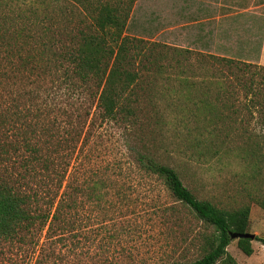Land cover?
Here are the masks:
<instances>
[{"label": "rangeland", "instance_id": "obj_1", "mask_svg": "<svg viewBox=\"0 0 264 264\" xmlns=\"http://www.w3.org/2000/svg\"><path fill=\"white\" fill-rule=\"evenodd\" d=\"M117 2L130 7L125 35L161 45L156 52L164 57V73L156 78L142 75L148 77L138 91L136 122L101 123L97 114L87 119L85 143H78L77 151L81 170L87 178H110L114 206H82L81 248L73 255L65 246L49 247L51 254L40 264H169L194 256L198 224L171 206L159 181L138 170L135 150L175 168L197 199L227 210L249 205L247 233L264 237V210L257 203L264 198V72L256 77L253 93L242 86L232 89L222 80L220 87L208 86L214 81L212 69L197 53L244 58L264 67V0H51V29L86 28L96 7L114 8ZM175 47L194 53L186 60L176 55ZM179 68L186 70L183 75L194 88H181ZM204 101L207 107L215 103L218 119L209 120ZM184 107L192 114L187 116ZM105 225L114 227L113 243L99 249L102 245L90 243L88 233L96 226L102 242L108 236ZM255 238L250 256L237 248L236 240L228 245L237 264H264V245ZM38 254L37 249L28 256L27 264H35ZM26 260L16 256L15 248L0 245V264Z\"/></svg>", "mask_w": 264, "mask_h": 264}, {"label": "trees", "instance_id": "obj_2", "mask_svg": "<svg viewBox=\"0 0 264 264\" xmlns=\"http://www.w3.org/2000/svg\"><path fill=\"white\" fill-rule=\"evenodd\" d=\"M50 1L0 0V245L24 255V264L37 249L35 264H40L51 254L47 248L55 245L75 255L83 239L82 206H114L110 178H87L81 170L78 143H85L84 125L93 114L101 123L136 122L143 79L156 78L165 69L163 55L156 52L159 43L125 35L130 7L122 2L114 8L96 7L86 28L56 32L47 15ZM173 51L186 60L194 53L177 47ZM197 53L212 69L214 81L208 86L220 87L222 80L232 89L242 86L253 93L256 77L264 72L248 59ZM185 71L176 72L181 88H194ZM185 94L180 92L191 101ZM209 105L204 110L213 116L209 114L211 121L217 108ZM184 111L192 114L191 108ZM135 151L138 170L159 181L171 206L198 224L194 256L169 264H237L227 247L231 234L247 233L250 206L227 210L197 199L175 168L147 151ZM257 203L264 210V198ZM98 230L91 226L88 241L104 249L113 243L114 227L104 226L108 236L102 242ZM255 240L264 245V237ZM236 245L246 256L253 253L249 239H236Z\"/></svg>", "mask_w": 264, "mask_h": 264}, {"label": "water", "instance_id": "obj_3", "mask_svg": "<svg viewBox=\"0 0 264 264\" xmlns=\"http://www.w3.org/2000/svg\"><path fill=\"white\" fill-rule=\"evenodd\" d=\"M231 239L236 240V239H249V240H254L255 236L250 233H244V234H231Z\"/></svg>", "mask_w": 264, "mask_h": 264}]
</instances>
